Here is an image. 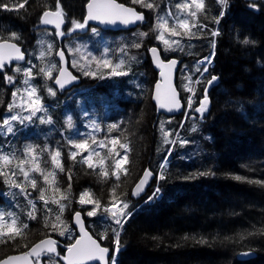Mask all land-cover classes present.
<instances>
[{
	"label": "trees",
	"instance_id": "trees-1",
	"mask_svg": "<svg viewBox=\"0 0 264 264\" xmlns=\"http://www.w3.org/2000/svg\"><path fill=\"white\" fill-rule=\"evenodd\" d=\"M119 1L147 12L140 4H133L132 0ZM23 2L0 0V4L13 9L0 7V39L23 44L37 63L35 67L39 72L43 67H50V64L33 54L49 44L54 49L56 60V51L65 45L66 38L60 39L55 30L53 32L41 24L44 11L56 10L55 0H27L24 8L16 10L14 6ZM88 2L60 0L66 28L72 25L71 18L83 21ZM205 4L209 17L204 18V22L210 28H220V33L217 35L215 66L207 75H210L207 80L212 75L219 79L208 91L210 104L203 118L194 109L204 95L206 79L199 84L201 91L195 100L197 104L186 117L182 113L164 115L153 102L152 91L158 72L152 67L146 50L152 44L160 45V42L157 40L158 32L153 28L155 17L148 12L147 20L152 23L140 24L133 31L149 35L146 39L144 36L137 38L145 44L133 52L136 57L127 56L122 68L117 69L125 71L127 75L110 76L111 68L105 67L99 72L97 68H90L95 75H85L73 66L81 80L80 87L70 93V99L65 101L59 94L50 95L41 91L42 104L56 102L58 114L67 111L74 113L77 121L75 129L80 132H90L93 123L98 125L97 143L105 137L110 139L117 136L122 143H127L130 149L129 163L125 165L128 174L125 176L121 173L120 181H116L111 175V160L105 161L108 177L100 175L99 167L93 171L82 164L79 155L75 161L71 160L67 138H81L60 120L54 113L55 109L53 114L59 118L55 124L36 123L33 119L28 127L21 130V140L28 139L30 144L39 145L41 149L49 145L51 149L60 148L65 171L56 170V185L60 192L53 191L39 174L34 173L38 175V187L46 189L47 208L43 202L38 203L36 219L25 220L29 225L25 230L26 238L17 237L16 241L0 244V258L25 251L49 234L57 236L64 244L72 242L76 238L72 226H68L69 235L65 238L52 228V224L56 223L55 216L61 214L59 205L63 204L64 209L68 208L70 221L73 212L81 210L94 235L110 251L116 246L114 231L120 232L121 248L117 264H264V0H226L224 11V5L218 0H208ZM221 11L224 15L219 17L221 26L218 27L216 18ZM204 32L211 33V29ZM12 33L19 39H14ZM127 33L122 32V36L126 37ZM245 40L249 43L245 44ZM200 41L194 39L198 45L194 56L181 55L189 61L195 60L192 65L194 77L197 69H200L197 64L199 58L205 56L211 47L202 50L200 46L204 48L206 43L200 45ZM122 54L121 49L116 48L112 62L115 60L114 63H118ZM173 55L179 56L176 53ZM31 60L21 68L34 65ZM12 72V67L0 71V125L8 116L15 88V82L10 83L6 79ZM16 74L22 83L23 71ZM180 79L178 76V88L182 99L187 101L188 93L181 88ZM76 91H79L78 96L75 95ZM82 103L84 109L97 110L91 114L95 121L87 119L83 122ZM84 123L91 125L85 128ZM113 123L118 128L109 132V125ZM3 132L0 127V151L10 153L15 150L10 146L12 135L5 136ZM172 137L175 145L168 157ZM181 141L189 143L182 144ZM108 147L112 145L109 143ZM116 149L123 153L119 145H116ZM106 152L107 149L101 150V156ZM83 155L87 156L88 153ZM100 158L93 156V163L98 164ZM167 159L168 164L164 166ZM148 167L155 173L163 170L161 175L164 177L158 185L162 195L152 200L148 199L153 194L152 187L142 195H133L135 182ZM236 175L246 179L236 181L233 178ZM116 184H119L116 189L119 198L129 205L125 213L133 211L121 229L109 219H104L107 214L103 211L109 205L110 192ZM152 186L155 188L157 185L152 183ZM1 188L0 176V190H4ZM86 191L91 193V199L100 202L96 216L87 215L95 204L79 203L80 195ZM62 196L67 199H62ZM35 197L39 198L38 191ZM47 209H51V212ZM27 212L28 209L25 214ZM201 240L206 243H200ZM244 251H254L256 256L244 260L240 256ZM63 253L64 249L61 248L58 256H46L44 264H64Z\"/></svg>",
	"mask_w": 264,
	"mask_h": 264
},
{
	"label": "snow or ice",
	"instance_id": "snow-or-ice-1",
	"mask_svg": "<svg viewBox=\"0 0 264 264\" xmlns=\"http://www.w3.org/2000/svg\"><path fill=\"white\" fill-rule=\"evenodd\" d=\"M219 3L224 4L226 3V0H218ZM25 3H27V0H24L23 3H20L18 5H15V9H21L24 8ZM133 4H140L143 7L147 9H156L159 6L152 3V2H146V0H132ZM0 7L5 8L6 10H13L8 7L6 4H0ZM88 7V20H100L102 23H116L117 20H120L121 23L128 25V24H134L136 22H142L144 20L143 13H138L134 8L131 7H125L123 4L116 3V0H104L103 3H99L98 0H89V3L87 5ZM55 11H44L43 15L41 17V23L48 25V24H54L57 29V36H63L65 33L63 31H60V25L64 21V14L61 8L60 0H55ZM175 12L173 11L172 7H167L165 9V12L162 15H159L156 17L157 20V28L163 29V32L160 33V35L157 36V40L162 41L163 45L165 46V50H172L175 51L177 48L180 47V43L185 38H195L197 36V32H203L204 29L207 28V25L204 24L201 21V16H204L206 18V4L205 0H176V3L174 4ZM224 15V12L221 11L219 13V16L216 18V22L219 23V17H222ZM169 21L172 22V26L169 27ZM74 27L70 31H74L77 29H83L86 26L87 20L85 23H79L76 21L72 22ZM92 31L95 33L96 29H92ZM164 33H169V38H165ZM147 33H141V36H146ZM219 35L218 30H214L211 32V36L215 37ZM12 37L14 39H19V37L16 36L15 33H12ZM173 37H178L179 39H171ZM245 44L249 43V41L245 40ZM140 44H134L133 47L139 48ZM175 46V47H173ZM213 48H215V43L212 44ZM51 45H49V49H51ZM78 51V50H77ZM123 52L124 49H121ZM154 58L158 57V49L153 47L149 50ZM12 53H15L16 55L13 57ZM45 55L44 52L40 53V56L43 57ZM57 55L60 57V60H64V52L63 50H58ZM214 57V53H213ZM213 57H205L203 61H200L198 63H204L205 65H209L212 63ZM5 58H7L9 61L13 58L16 60H23L24 56L20 52V48L17 46L16 43H10L8 40H4L3 42H0V69L3 68L5 63ZM75 63V62H74ZM125 61L120 60L117 64L112 65V62L107 59H97L96 64L97 66H103L105 68H111V72L109 73L110 76L113 77H119L123 75H127L125 71H118L117 69L122 68ZM162 63V62H161ZM177 63L176 60H172L169 62V67L174 66ZM33 67L30 66L25 69H20L17 67L16 71H23L24 75L28 77L29 79H25L24 83L25 85L29 84V80L32 78L33 73ZM55 65H51L49 69L46 71L44 68L40 69L41 73H45L46 76L51 78L52 76V69H55ZM200 69H197L199 71ZM208 67L205 66L203 68V72H207ZM95 75V73H88L85 72V75ZM65 75V70L60 69L59 70V76L62 77ZM163 75V73H162ZM7 81L10 83H13V77L7 76ZM72 80L76 79V77H71ZM219 78L215 75L211 76V78L207 81L208 87H211L213 84L217 82ZM55 83L59 85L61 88L64 87V83L61 81L59 77L55 79ZM157 90H159L160 85H156ZM208 87L204 89V95L203 98L200 100L199 105L195 107L194 111L200 115L201 118L204 117L205 112H207L210 100L208 97ZM36 92L35 87H31L30 90H28V98L30 101L29 105V111L30 114L25 117H18L17 115H13L10 118H5L3 120L2 125L0 127H7V132L12 133L13 128L10 124V121H16L20 120L21 123L24 121H31L32 117L36 114V112H39L42 110L41 107L36 106L38 104V98L33 100L32 95ZM49 92H52V89H49ZM54 95L55 93L52 92ZM13 98L17 96V92L14 91L12 93ZM157 99H159V96H157ZM192 101L189 99V108H191ZM179 103L176 99V94L174 89H170V94L167 95L165 101L161 103V107L168 108L169 111L172 110L173 107H178ZM12 105H9V110H11ZM84 115H87L85 112ZM41 122H45L43 118H41ZM47 123H51V118H48L46 121ZM89 125L85 124V128H88ZM68 128L70 131L75 132V135L80 137L81 139L77 140L74 137L67 138V143L70 146L69 151V158L73 161L77 159V156L79 155L81 157L80 162L82 164L87 165L89 169H92L95 171L97 167L101 169L100 175L102 177H108L109 171L105 167V161L111 160L112 161V171L111 175L115 178L116 181H120V174L123 173L125 176L128 174V169L125 167L129 163L128 155H129V146L127 143H122L120 140V137H112L108 138L105 137L103 139H100L99 143H97V140L93 133L95 131L100 130L99 126L93 123L91 125V131L90 132H80L79 130L75 129L71 117L68 119ZM118 125L113 123L109 125V132H111L112 129H117ZM195 131V129H193ZM167 137V133L165 134ZM88 137L92 138V144H89ZM107 141V143H106ZM166 139V143H167ZM111 144L112 147H108V144ZM182 144L189 143L188 141H181ZM116 145H119V149L123 150V153L121 151L116 149ZM74 149V150H71ZM107 149L106 154L102 157L101 156V150ZM23 157H19L16 155L15 152L12 153H4L3 151H0V176L5 177V183H9L11 187H14L16 189H19L18 193H4V195H11L15 197L16 195H24L25 199L27 200L28 204L31 205V210L27 212V217L30 220H35V210H36V203L33 199H29L31 196V193L26 191L25 183L30 185L32 190H37L38 188V181L36 178H34L31 173H37L42 177L43 182L46 185H49L53 191L60 192L59 187L56 185V170H59L60 172H64L65 169L63 167V163L61 160L62 157V151L60 148L51 149L49 146H45L44 148H40L39 145H32L28 144L25 145L23 148ZM47 152L49 155L50 162L53 166L51 171H47L45 169L40 168V162L43 154ZM87 152L88 155L85 156L83 153ZM114 154V155H113ZM101 157L99 159L98 164L93 163L92 157ZM13 160H18V163L16 164V169H18L19 173L22 174L23 180L17 181L16 179H12L13 177L17 176V171L12 170L9 168V165L12 164ZM25 165H30L27 169L25 168ZM7 169V171H5ZM209 173H200V175H208ZM151 175V172L148 170H145L144 176L139 180V182L136 184V187L133 191V195H138L142 190V186L146 183L147 178ZM163 175L160 176V179H163ZM236 181H243L246 178L236 175L233 177ZM71 179V176L69 175V180ZM249 183H262L261 181H248ZM71 187V185H69ZM119 187V184H116L113 186L110 192L109 196V205L104 207L103 211L107 214L104 219H109L112 223H115L116 225L123 227V224L127 221L128 217L131 215V213H125V210L128 209L129 205L124 200H121L119 198V195L116 193V189ZM45 191L46 189L41 187L39 188V200L43 202L45 208H47L48 200L45 199ZM162 195L161 189L156 188L153 192L152 196H150L148 199L152 200L156 197ZM62 199H67L66 196H62ZM56 203H59V201H54ZM79 203L84 204H95V207L88 211V216H96L97 209L100 208V202L99 200H93L91 199V193L84 192L80 195ZM14 207H19L18 204L14 205ZM60 213L62 214L64 211V205H59ZM48 212H51V209H47ZM7 217V219H6ZM77 222H79L80 213H76ZM60 220V216H56V221ZM20 217L13 211L8 210H0V244H7L9 241H16L17 237L26 238L25 230L28 229L29 225L25 222H20ZM47 226V222H46ZM52 228L55 230L58 228V225L56 223L52 224ZM61 235L64 234L63 231L60 232ZM114 235L116 237L115 239V249L113 250V255L111 257V264H117V257L120 252V232L114 231ZM200 243H206V241H199ZM27 247V244L24 245ZM69 255L67 257H63V259L67 260V264H84L85 261L93 260V259H104L105 255L109 252V249L107 248H101L97 242L92 239L91 236H88L87 233L84 234L82 239L77 240L75 244L71 245L67 249ZM41 253H53L55 255H59V253L56 252V242L52 240L50 237H46L44 240L40 241L37 244H34L29 250L22 255H16V256H7L4 259H0V264H40V256ZM35 257V260L32 258Z\"/></svg>",
	"mask_w": 264,
	"mask_h": 264
},
{
	"label": "rangeland",
	"instance_id": "rangeland-1",
	"mask_svg": "<svg viewBox=\"0 0 264 264\" xmlns=\"http://www.w3.org/2000/svg\"><path fill=\"white\" fill-rule=\"evenodd\" d=\"M207 0H205V3H206ZM250 1H253V2H257L258 0H250ZM146 2H152L156 5H158L159 7L156 8V9H147L145 7H143L141 5L142 8L144 9H147V12L150 13L151 16H154L155 17V23H153V28H155V31H157L160 35L161 32H163V29L160 28L158 29L157 28V20H156V17L159 16V15H162L164 12H165V9H166V6L168 7H172L173 11L175 12V8H174V4L176 3V0H166L165 1V4H163V0L159 1V2H155V0H146ZM171 2V4H170ZM165 5V6H164ZM146 12V13H147ZM86 13V12H85ZM148 17V15L146 16ZM209 17V14L206 13V18ZM85 18V17H84ZM204 16H201V21L207 25V28L206 29H211V32L214 31V30H218V32L220 33V28H214V27H209V24L207 22H204ZM205 18V19H206ZM71 22L70 24L73 25V21H76V22H79V23H82L80 22V20L78 19H74V18H71ZM219 21H220V18H219ZM152 21L149 20V24H151ZM172 22L169 21V27L172 26L171 24ZM218 27L221 26L220 22L217 23ZM138 27L136 28H133L131 30L128 31L126 37L122 36V34H114V35H111L112 32H106V31H103L101 29H97L96 32L94 33L92 31V29L88 30L86 33H78L76 37H74L73 39H70L68 40L66 43H67V50L70 54V58L72 60V63L73 65L75 66H78L77 69H79V71L81 72H90L92 73V71H90L89 69L90 68H97V71L99 72L101 68H103V66H97L96 64V60L97 59H107V60H110L112 62V60L114 59V54H115V49L116 48H119V49H123L124 48V51L122 52L123 54L120 56V60H125L127 58V56L129 57H136L134 56L133 52L135 50H138L137 47H133L134 44H140L141 46L139 48H141L145 42L144 41H138L137 38H140V37H143L141 36V34H137L136 32H133L135 29H137ZM206 29L203 30V32H197V36L195 38H185L181 41L180 43V47L177 48L175 51H172V50H166L167 53H171V52H174V53H185L187 55H193L195 54V51L196 49L198 48V45L194 44V49H190V44L193 42L192 39H198V40H202L200 41V45H203V42L206 43V45L204 46V48L202 46H200V48L202 50H206L209 48V46L211 45V47L209 48V53L204 56V57H207L209 56L210 54L214 53L216 51V44H217V38L216 36L213 37L211 36V33H208V32H204ZM78 31H83V29H77ZM101 31L104 32L101 34ZM145 33V32H143ZM165 35V38H169V33H164ZM149 35L147 34L145 37V39L148 37ZM209 37V39H208ZM171 39H179L178 37H173ZM161 43V45L165 48V46L163 45V42L162 41H159ZM213 42L215 43V48H213L212 44ZM49 44L46 46V47H41L37 50V53L33 54L34 57H37V58H40L41 60H43L45 63L47 62V64H50L51 65H57L56 64V60L54 59V56H53V53H54V49L51 47V49H49ZM175 47V46H173ZM43 48H45V51L43 50ZM78 50V51H77ZM211 50V51H210ZM41 52H44L45 55L43 57L40 56V53ZM204 57H201V58H204ZM199 58V59H201ZM31 62L34 64L32 66L33 67V73H32V78L29 80V84L26 85V88H25V98L24 95H21V91L20 90H17V88L15 87V91L17 92V96L13 99V102L12 104V108H11V114L6 117V118H10L11 116L13 115H17L18 117L22 118V117H25V115H21V112L22 111H27L28 112V115L30 114V111H29V103H28V90H30L31 87H35L36 89V92L33 93L32 95V99L35 100L38 98V104L36 106H39L41 107V94H40V91L44 92V93H48L50 95H53L52 92H54L55 94H59V96L61 98H68L70 99L71 96H68V95H62L57 88H54L53 86V80L52 78H49L48 76L45 75V73H41L40 70L39 72L36 71V67L37 66V63L34 61V59L31 60ZM75 62V63H74ZM117 63H113L112 62V65H115ZM198 64V63H197ZM199 65V64H198ZM17 67H19L20 69H25V68H28L30 66H27L25 68H21V66L19 65H15V67H12V70L13 72L11 73L10 76L13 77V81L16 83H18L20 81V77L16 74V69ZM44 68V67H43ZM49 69V67L45 68V70L47 71ZM58 71V67H55V69H52V75L56 74ZM38 72L36 75L35 73ZM40 73V74H39ZM190 76L189 74L187 73H184L182 76H181V85H182V88L184 90L187 89H192V91H194V88L190 87ZM53 77V76H51ZM22 79L23 81L21 82H24L25 79H29L28 77H26L23 73L22 75ZM52 81V82H50ZM19 84V83H18ZM17 86V85H16ZM49 89H52V92H49ZM54 94V95H55ZM75 95L78 96L79 95V91H76L75 92ZM203 98V97H202ZM191 101H192V104H193V98H191ZM82 112H83V117H84V121H87V119H90V117H92L91 113L92 112H95V109L94 108H91L89 109V111L87 113V115H84L85 113V110H84V107H83V104H82ZM68 115H70V112H67ZM55 114H58L57 112ZM191 114V113H190ZM188 114V115H190ZM187 115V116H188ZM72 117V116H70ZM33 118H35L37 121H40L41 120V111L40 112H36V114L33 116ZM59 118L62 120V122H65L68 124V119L67 117L64 115V114H59ZM96 119V118H95ZM72 120V123L74 125V127L77 125V121L75 119V116L71 119ZM10 124L13 128V132L12 133H17V137L15 138L14 140V143H13V149H15L14 151H11L10 153L12 152H15L17 156H23V153H22V150L23 148L25 147V145H28V140L27 139H23L21 140V134H18L19 133V129H22V126H21V122L20 120H16V121H10ZM85 124V123H84ZM89 125H91V123H89ZM4 132L6 134H10L7 132V127H2ZM97 134L96 131L93 133V135L95 136V138L97 137ZM89 139V143L92 141V138L91 137H88ZM172 141H173V137H172ZM50 146V145H49ZM44 160V165H40V168L42 169H45V170H51L53 168L51 162H50V159H49V155L48 153L44 154L42 156V158ZM18 163V160H13L12 164H11V169L12 170H15L17 171V175H22L19 173V171L16 169V164ZM15 203L19 205V207H21L20 205V202L15 199V197L11 196ZM8 201V200H7ZM36 203V210L35 211H38L39 210V206L37 205V202ZM0 210H4V207L2 205H0ZM92 210V209H91ZM5 211H8V210H5ZM68 214H69V211H68V208L64 209V213L61 215V214H57L60 216V220L59 221H56V224L58 225V228L55 229V230H68V227L67 225H71L70 224V220H69V217H68ZM56 215V216H57ZM55 216V218H56ZM51 228V227H50ZM52 229V228H51ZM58 233V231H57Z\"/></svg>",
	"mask_w": 264,
	"mask_h": 264
},
{
	"label": "water",
	"instance_id": "water-1",
	"mask_svg": "<svg viewBox=\"0 0 264 264\" xmlns=\"http://www.w3.org/2000/svg\"><path fill=\"white\" fill-rule=\"evenodd\" d=\"M98 2L99 3H103L104 0H98ZM116 3L123 4V5H125V7L134 8L138 13H143L144 20H145L146 13L144 11L139 10L136 6L127 5V4L123 3V2H120L119 0H116ZM86 10H87V15L85 17V21L87 20V23L91 22V23L96 24V25H98L100 27H103L105 29H115V30H119V29H130V28H134L135 26H137L140 23V22H136L134 24L125 25V24L121 23L120 20H117L116 23H114V24H112V23H102L100 20H88L87 19V17H88V7L87 6H86ZM47 11H55V10H51L50 9V10H47ZM64 25H65V21H63V23L60 25V31H63ZM46 26H52V27L56 28L54 24H48ZM60 37H62V36H60ZM0 42H3V41H0ZM9 42L10 43H16L17 44V46L20 48V52L24 56V59L23 60H16L15 58H13V59H11L9 61L7 58H5L4 66L0 70H3L5 68V65H11L13 62L24 63L27 60V53L24 52L23 46L20 45V44H18L17 42H14V41H9ZM153 47H155V48L158 49V57H155L154 58L153 54L150 51H149V57H150V60H151V62L153 64V67L155 69L159 70V76H160L161 80H158L155 83V85L153 87L152 98L155 101V103L158 105V107H159V109L161 111H163L165 113H168V114H174L177 111H181L183 109V103H182V100H181V97H180V93H179V91H178V89L176 87V75H177V71L179 69V66H180V63H181L182 60L179 59V58H176V57H173V58H170V59H164V57H163V55L161 53L160 48L157 45H153V46L150 47V49L153 48ZM59 50H63V48H59ZM63 52H64V50H63ZM12 55L14 57L16 54L15 53H12ZM57 58L60 61V69H64L65 70V75L64 76L60 77L59 76V72L57 74V77H59L61 79V81L64 83V87L61 88L59 85H57L56 83L55 84L60 89L66 90V89L71 88L76 82H78L79 81V77L70 68L69 61H68V58H67L65 52H64V60L63 61L60 60V57L58 55H57ZM172 60H176L177 63L174 66L169 67V62L172 61ZM162 73H163V75H162ZM71 77H76V79L72 80ZM157 84L160 85L159 90H157V87H156ZM170 89H174L175 90L176 99H177V101L179 103V106L178 107H173L171 111H169L168 108L161 107V103H163L165 101L167 95L170 94ZM157 96H159V99H157ZM143 176H144V173L142 174L141 178ZM153 178H154V174H153V172H151V175L147 178L146 183L142 186L143 190L140 193L145 192V190L148 188V186H149L150 182L153 180ZM135 187H134V189H135ZM79 213H80L79 222H77L76 214L74 215V220H73L74 221V224H75V226H76V228L78 230V234L79 235H78V238L72 244H70L69 246H67V249L71 245L75 244V242L77 240L82 239V237L84 236L85 233H87L88 236H91L92 239H94L101 248H107V247L103 246L102 243L100 242V240L98 238H96L93 235V233L87 228V223H86V220L84 219L83 214L81 212H79ZM47 237H50L52 240H54L56 242V251H57L58 250V246H57L58 240L56 238H54L53 236H47ZM45 238L46 237L41 238L40 240H38L34 244L39 243L40 241L44 240ZM28 250H26L24 252H19V253H13V254H11L9 256L22 255L23 253L27 252ZM68 255H69V253L66 250L65 257H67ZM240 256H243V257L244 256L255 257L256 256V253L253 252V251H251L249 253L243 252V253L240 254ZM32 259L34 260V257ZM65 262L67 264V260H65ZM84 264H109V252L105 255L104 259L88 260V261H85Z\"/></svg>",
	"mask_w": 264,
	"mask_h": 264
},
{
	"label": "bare ground",
	"instance_id": "bare-ground-1",
	"mask_svg": "<svg viewBox=\"0 0 264 264\" xmlns=\"http://www.w3.org/2000/svg\"><path fill=\"white\" fill-rule=\"evenodd\" d=\"M187 116V115H186ZM185 116V117H186ZM145 170H149V171H151V172H153V173H155L150 167H148V168H146ZM145 170H144V172H145ZM143 172V173H144ZM161 171H159V172H156L157 174L158 173H160ZM142 176V175H141ZM141 176L139 177V179L135 182V184H134V186H133V188L136 186V184L139 182V180L141 179ZM153 183V185H155L156 184V182H152ZM152 183H151V185H152ZM245 253H249V252H251V251H244ZM243 253V252H242ZM241 258L242 259H244V260H248V259H250V258H253V257H248V256H241Z\"/></svg>",
	"mask_w": 264,
	"mask_h": 264
}]
</instances>
